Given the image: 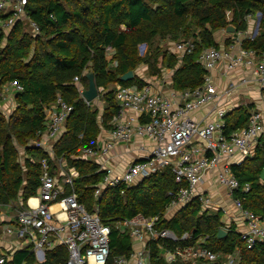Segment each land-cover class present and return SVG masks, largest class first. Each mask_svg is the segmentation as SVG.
Here are the masks:
<instances>
[{
    "label": "trees",
    "instance_id": "obj_1",
    "mask_svg": "<svg viewBox=\"0 0 264 264\" xmlns=\"http://www.w3.org/2000/svg\"><path fill=\"white\" fill-rule=\"evenodd\" d=\"M27 11L40 33H34L29 21L24 20L17 22L8 36L0 37V90L3 83L13 80L19 81L24 89L16 94L17 108L10 117L0 111V206L19 201L26 205L31 197L37 196L44 158L51 163L54 174V159L47 150L27 148L28 156L22 162L18 145L26 146L39 139V133L46 128L45 107L60 95L73 106V111L65 123V133L54 145V152L56 158H66L69 166L79 172L75 187L80 202L89 211L97 208L102 222L112 228L111 255L106 264H115L116 257L132 253L130 235L121 233L116 224L137 215L163 216L174 198L171 194L180 185L171 169L165 168L134 186L106 188L99 198L95 197L104 171L97 162L76 156L80 149L97 147L101 128L99 111L86 103L75 78L87 88L85 73H94L107 103L103 125L110 129V121L119 109L115 86L143 87L147 81L139 75L131 81H121L122 75L137 71L141 64L148 65L153 77H160L163 67L174 70L173 89L198 87L206 73L199 61L201 51L206 47H221L215 33L229 24L237 32L247 31V17L258 13L262 14L259 32L252 39H244L242 46L257 54L264 52V0H29ZM167 39H192L197 47L180 59L167 49H160L161 41ZM230 43L231 39H227L225 44ZM140 44H147L150 49L145 57L139 54ZM108 47L113 49L111 61L107 59ZM252 108L242 105L229 111L225 116V135L248 127ZM231 168L241 186L249 183L251 187L247 193L238 190L235 197L244 199L245 208L264 214V181L260 178L264 169V143L257 147L254 156ZM160 226L178 236L192 234L193 240L182 241V245L193 244L199 236L207 235L205 245L213 251L225 254L238 249L240 264H264V242L248 249L234 227L225 237L218 238L219 229L224 227L221 213L203 209L197 199L171 220L164 219ZM32 246L16 251L5 264H35ZM173 247L152 241L151 264H188L164 260L163 250ZM2 254L0 248V258ZM45 263L67 264L66 248L48 251Z\"/></svg>",
    "mask_w": 264,
    "mask_h": 264
},
{
    "label": "built area",
    "instance_id": "obj_2",
    "mask_svg": "<svg viewBox=\"0 0 264 264\" xmlns=\"http://www.w3.org/2000/svg\"><path fill=\"white\" fill-rule=\"evenodd\" d=\"M29 0H0V37L11 33L17 22L27 20L34 33H40L39 26L29 16L27 7ZM258 15H249L253 29L249 32L239 31V38L224 48L214 46L204 48L199 61L206 70L202 85L183 91L156 88L154 82H147L143 87L137 85L124 86L117 84L114 94L118 103V111L110 121L109 140H103L96 148H83L80 159L94 160L108 154L119 143H132L145 139L153 143L150 154L141 159L130 161L123 172L117 173L111 166L103 165V179L98 184L95 197L99 198L106 188L120 186L131 187L156 172L170 168L175 182L180 185L167 210L171 207L185 208L197 199L203 209L213 206L209 194L198 192V186L204 175L218 167L222 158L240 155L241 160L254 156L257 147L264 143L262 112L253 111L249 125L231 133L223 132L227 110L223 101H227L240 86L258 83L264 89V52L255 51L242 46L244 38H254L258 25ZM147 44H140L146 48ZM197 45L192 39L182 40L173 47V53L183 59L185 55L195 51ZM107 59L113 58V49L107 48ZM116 65V62H115ZM225 66V73L230 74L237 69H246L238 83L230 81L224 89L220 88L213 77V71ZM1 81V78H0ZM80 93L83 87L80 79L75 78ZM164 85V84H163ZM103 89V88H102ZM23 86L13 80L3 83L0 90V108L6 101H13ZM84 98V97H83ZM88 105H92L85 98ZM214 104L216 116L202 124L192 118V113L203 107ZM73 111V106L66 103L59 95L54 103L45 107V125L39 139L30 142V148H42L54 155V145L63 134L65 123ZM197 137L203 143L194 142ZM239 160L237 164L243 161ZM43 172L41 186L38 190L37 204L30 198L27 206L16 215L19 227H7L4 237L23 238L32 244L39 261H44L46 248L64 244L68 251L67 264H106L110 255V236L112 228L102 222L97 208L89 211L79 200L76 191V179L79 172L70 167L66 158L57 159V165L63 172L62 186H59L54 174H51V163L42 160ZM230 163L222 167L219 182L228 194L233 197L234 205L240 213L245 229L236 228L240 239L248 249L264 242V214H258L243 206V198L235 197L238 190L247 193L249 183L241 186L232 171ZM226 213V211H224ZM165 218L161 215L145 217L137 215L124 219L116 224L121 233H128L136 240L145 243L144 247L132 251L130 256L116 257L115 264H151L150 245L152 241H161L172 249L165 248L163 257L167 263L182 262L188 264H240L239 250L233 253H217L207 247V235L199 236L193 244L182 245V241L190 242L193 235L186 232L178 236L167 227L160 226ZM167 220V219H166ZM227 232L231 228H224ZM9 260L2 254L0 264Z\"/></svg>",
    "mask_w": 264,
    "mask_h": 264
},
{
    "label": "crops",
    "instance_id": "obj_3",
    "mask_svg": "<svg viewBox=\"0 0 264 264\" xmlns=\"http://www.w3.org/2000/svg\"><path fill=\"white\" fill-rule=\"evenodd\" d=\"M248 25L249 26H248L247 32L249 33L247 34V36L250 35V32L253 29L252 21L249 22ZM215 36H216L215 38L217 42L220 43V46H221L220 48L227 47V45L225 44L227 39H231V43H232L239 38L238 33L230 34V33H227L225 30L217 31L215 33ZM224 68L225 66L222 65L213 71L214 80L216 84L222 89L226 88L231 80L235 81V83H238V81L244 75H249L246 69H241V68L237 69L236 71L231 72L230 74H226ZM167 73L168 74L165 75L163 79L159 77H155V82H154L156 88L158 87L162 88L165 92L173 88L172 78H173L174 70L172 69L168 70ZM136 75H139L141 77L144 76V74H139L138 72L135 73V76ZM144 77L143 78L146 80L147 79L146 76ZM104 93H105L104 89H102V87L99 88V96L97 99L92 101V105H91L93 109H97L99 111L98 118H99L101 128H100V133L97 139V146L100 145L103 140L110 139V134L108 132L109 129L103 125V115L105 112V108L107 107V103L104 98ZM222 105L223 107L226 108L227 113L231 110L241 107L242 105H252L253 107L252 109H254L253 111L259 110L262 112V125L264 128V89L261 88L258 83L252 82L248 85L240 86V88L237 91H235L234 94L227 101L226 100L223 101ZM16 108H17V102H16V99H14L13 101L4 102L0 108V111L3 114H5L7 117H10ZM215 109L216 107L214 104H209L203 107L202 109L196 112H193L191 116L195 121H198L204 124L208 122L210 119L215 118L216 116ZM65 126L63 129V134L66 131ZM194 142H199L201 144L203 143L197 137L194 138ZM27 148H30V142L26 146H24V152L22 153L20 152L19 147H18L21 161L23 160L24 157L28 156L26 152ZM152 149H153L152 142L145 140V139H138L132 143L116 144L114 148L108 152L107 155L98 157L97 159L90 160V161L97 162L100 165V167L102 166V164L111 166L115 169L117 173H120L125 170V168L130 163V161L145 157L146 155L151 153ZM78 152L79 153L76 156L77 159L81 157L82 149H80ZM22 154H23V157H22ZM51 159H54V163H53L55 167V170L53 171L54 176L56 180L58 181L59 186H62L61 180L63 177V172H61V170L59 169V166L57 165V159L59 158H56V155L54 154V155H51ZM239 160H241L240 155H235L234 157H229V158H222L216 169L208 171L204 175L203 179L199 183L198 192L209 194L211 196L212 203L214 205L208 207L207 209L213 210L214 212L221 213V221L224 223V228L234 227L235 229L238 228L242 230V229H245V224L240 218V213L234 205L233 197L228 194L227 189L224 186H222L219 182V176L222 171L223 165L226 163L235 165L237 164V162H239ZM245 160L246 159H243L241 161H245ZM261 180L264 181L263 179ZM37 198L38 196L31 197L32 201L34 200L32 203L35 205L37 204V201H36ZM26 206L27 204L25 205L23 201L13 202L6 206H0V248L2 249L3 254L6 252V255L9 257V260L12 258L13 254L16 251L26 249L27 246L30 245L26 243L23 238L16 237L15 235L5 240L1 239L4 237L3 235L4 230L7 227H19L18 222L16 220L17 219L16 215L20 209H23ZM224 211H226V213ZM178 212H180L179 207H171L169 210L166 211L163 217L167 220H171L172 218H174V216L178 214ZM130 238L132 242V251L139 250L144 247L145 243L140 242L131 236ZM61 246L66 248L64 244H60V243L59 244L56 243V245L53 247L46 248L44 261H39L35 254V257H36L35 264L45 263L46 253L48 251H53L54 249L61 247ZM32 250L34 251V248ZM67 259H68V251H67Z\"/></svg>",
    "mask_w": 264,
    "mask_h": 264
},
{
    "label": "water",
    "instance_id": "obj_4",
    "mask_svg": "<svg viewBox=\"0 0 264 264\" xmlns=\"http://www.w3.org/2000/svg\"><path fill=\"white\" fill-rule=\"evenodd\" d=\"M258 25L255 29V35L258 34L259 32V26H260V22L262 20V14L261 13H258ZM225 31L227 33H230V34H233V33H236L237 32V28L232 25V24H229ZM85 77L88 79V87L87 88H83V91H82V96L88 101V102H92L94 101L95 99L98 98L99 96V88L97 87V84H96V80H95V75L92 71H88L87 73H85ZM135 77V72L134 71H129L127 73H125L124 75L121 76V81L123 82H128V81H131L133 80ZM261 179L264 180V169L260 175ZM227 235V231L223 228L219 229L218 231V238H223ZM43 264H47V263H43Z\"/></svg>",
    "mask_w": 264,
    "mask_h": 264
},
{
    "label": "rangeland",
    "instance_id": "obj_5",
    "mask_svg": "<svg viewBox=\"0 0 264 264\" xmlns=\"http://www.w3.org/2000/svg\"><path fill=\"white\" fill-rule=\"evenodd\" d=\"M257 15H259V14H257ZM257 20H258V17H257ZM180 41H182V40H180ZM179 40L178 41H173V40H171V39H167V40H164V41H161V43L159 44V47H160V49H167L170 53H173V47H174V45L176 44V43H178V42H180ZM149 47L147 46L146 48H140L139 49V54H140V56L141 57H145L146 55H147V53H149ZM173 54H175V53H173ZM114 66V65H113ZM168 70H171L170 68H168V67H163V69L161 70L162 71V74H161V76L159 77V78H164L165 77V75H167L168 73H167V71ZM139 73V74H144V76H146V80H147V82H155V77H153V76H150V72H149V67H148V65L146 64V63H143V64H141L140 66H139V69L135 72V73ZM143 76V77H144ZM145 78V77H144ZM111 87H113V86H111ZM18 147H19V150H20V152L22 153V152H24V146H20V145H18ZM22 157H23V154H22ZM22 162H23V160H22ZM7 238H11V237H9V236H5V237H3V238H1L2 240L4 239H7ZM10 240V239H9ZM206 243H207V241H206ZM4 254H6V253H4Z\"/></svg>",
    "mask_w": 264,
    "mask_h": 264
},
{
    "label": "bare ground",
    "instance_id": "obj_6",
    "mask_svg": "<svg viewBox=\"0 0 264 264\" xmlns=\"http://www.w3.org/2000/svg\"><path fill=\"white\" fill-rule=\"evenodd\" d=\"M33 201H34V200H33ZM33 201H32V202H33Z\"/></svg>",
    "mask_w": 264,
    "mask_h": 264
}]
</instances>
